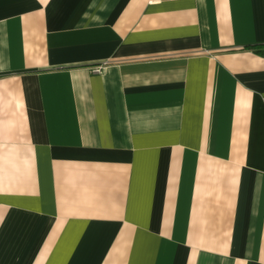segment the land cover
I'll use <instances>...</instances> for the list:
<instances>
[{"label":"crops","instance_id":"1","mask_svg":"<svg viewBox=\"0 0 264 264\" xmlns=\"http://www.w3.org/2000/svg\"><path fill=\"white\" fill-rule=\"evenodd\" d=\"M263 44L264 0H0V264H264Z\"/></svg>","mask_w":264,"mask_h":264},{"label":"built area","instance_id":"2","mask_svg":"<svg viewBox=\"0 0 264 264\" xmlns=\"http://www.w3.org/2000/svg\"><path fill=\"white\" fill-rule=\"evenodd\" d=\"M103 69H104L103 65H97L92 70L95 73H101L103 71Z\"/></svg>","mask_w":264,"mask_h":264},{"label":"trees","instance_id":"3","mask_svg":"<svg viewBox=\"0 0 264 264\" xmlns=\"http://www.w3.org/2000/svg\"><path fill=\"white\" fill-rule=\"evenodd\" d=\"M262 46H264V44ZM259 51H261V50H259Z\"/></svg>","mask_w":264,"mask_h":264}]
</instances>
